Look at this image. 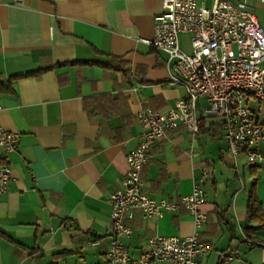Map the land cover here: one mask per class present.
Wrapping results in <instances>:
<instances>
[{"label":"crops","instance_id":"0c3cea01","mask_svg":"<svg viewBox=\"0 0 264 264\" xmlns=\"http://www.w3.org/2000/svg\"><path fill=\"white\" fill-rule=\"evenodd\" d=\"M237 1L264 30V0ZM161 3L0 0V127L19 133L0 195V264L106 263L108 199L139 143L137 114L166 111L184 96L170 83L167 55L140 41L153 38ZM188 41L180 36L182 48ZM257 149L264 155V144ZM140 178L144 195L176 207L151 219L139 209L125 212L132 233L123 243L132 258L153 236L196 232L212 248L199 264H221L220 255L233 250L238 259L227 264H264V230L253 234L257 245L245 234L257 226L249 219L250 194L264 215V162L248 166L243 154L232 156L220 121L203 120L196 136L184 127L166 130ZM194 188L204 196L199 228L180 205Z\"/></svg>","mask_w":264,"mask_h":264},{"label":"built area","instance_id":"2783aa9c","mask_svg":"<svg viewBox=\"0 0 264 264\" xmlns=\"http://www.w3.org/2000/svg\"><path fill=\"white\" fill-rule=\"evenodd\" d=\"M181 35L189 37L187 51L180 46ZM140 41L167 55L170 83L181 87L184 96L166 111L143 109L137 114L142 128L139 143L128 153L127 172L108 199L111 240L105 264H199L212 248L196 232L185 238L153 236L145 250L132 258L123 243L132 233L123 223L124 214L139 209L145 219H151L175 209V204L144 195L140 178L152 145L166 130L184 127L196 136L203 120L216 119L232 156L243 154L248 166L264 162L257 149L264 144V129L253 111L254 106H264V30L237 0H211L209 5L205 0H162L161 11L154 16L153 38ZM201 100L204 108L199 106ZM18 139L19 133L0 127V195L7 191L11 171L6 160ZM207 176L204 170L203 178ZM203 203L197 188L180 199L195 228L206 221L200 211ZM238 256L233 250L221 254L220 262L227 264Z\"/></svg>","mask_w":264,"mask_h":264},{"label":"trees","instance_id":"16d2710c","mask_svg":"<svg viewBox=\"0 0 264 264\" xmlns=\"http://www.w3.org/2000/svg\"><path fill=\"white\" fill-rule=\"evenodd\" d=\"M258 124L262 128H264V124H260L259 122ZM247 208H248L249 219L257 223L256 227H247L245 229L246 236L249 239H252L255 231L264 230V215H262L260 204L252 194H250L248 198ZM253 244L257 245L255 241L253 242Z\"/></svg>","mask_w":264,"mask_h":264},{"label":"rangeland","instance_id":"374dc122","mask_svg":"<svg viewBox=\"0 0 264 264\" xmlns=\"http://www.w3.org/2000/svg\"><path fill=\"white\" fill-rule=\"evenodd\" d=\"M205 1H206L207 5H209L211 0H205ZM183 48L187 51L188 46H184ZM261 108L264 109V106H262ZM257 109H258V108H256V106L253 107V111H254L256 117L262 121V118H260V113H258L259 110H257ZM248 252H249V251H247V253H248ZM247 253H246V254H247ZM252 253H253V252H252ZM246 254H245V255H246ZM252 256H253V254L250 255V258H251V259H252ZM253 261H256V259L254 258ZM252 263H254V262H252ZM258 263H259V262H256V263H254V264H258ZM259 264H260V263H259Z\"/></svg>","mask_w":264,"mask_h":264}]
</instances>
